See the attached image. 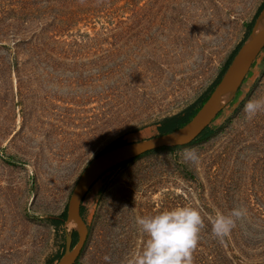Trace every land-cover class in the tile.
Masks as SVG:
<instances>
[{"label": "rangeland", "instance_id": "374dc122", "mask_svg": "<svg viewBox=\"0 0 264 264\" xmlns=\"http://www.w3.org/2000/svg\"><path fill=\"white\" fill-rule=\"evenodd\" d=\"M263 3L103 0L40 41L34 24L53 18L56 2L0 0L4 24L20 27L0 40V264H56L77 230L58 218L89 162L120 141L160 135L164 118L208 95ZM250 99L264 100V49L210 135L108 171L87 192L90 235L77 264H126L147 239L137 217L184 205L203 219L193 264H264V110L248 117ZM233 208L245 214L214 236L216 215Z\"/></svg>", "mask_w": 264, "mask_h": 264}, {"label": "water", "instance_id": "95a60500", "mask_svg": "<svg viewBox=\"0 0 264 264\" xmlns=\"http://www.w3.org/2000/svg\"><path fill=\"white\" fill-rule=\"evenodd\" d=\"M261 17L264 18V8L258 20ZM255 27L249 38L234 55L231 63L207 100L187 124L174 132L160 134L146 140L129 142L124 145L106 149L89 162L76 182L67 206L68 220H73L76 223L78 239L76 244L73 245L72 234L67 235L66 250L56 264H77L82 257L89 241L90 228L81 214V206L89 189L92 188L103 175L114 167L148 152L168 146L182 147L189 145L211 125L227 103H223V95L225 92L232 88L233 94L235 95L258 55L264 49V27L258 32L255 31Z\"/></svg>", "mask_w": 264, "mask_h": 264}, {"label": "clouds", "instance_id": "9594fccd", "mask_svg": "<svg viewBox=\"0 0 264 264\" xmlns=\"http://www.w3.org/2000/svg\"><path fill=\"white\" fill-rule=\"evenodd\" d=\"M264 110V100H248L243 111L248 117ZM185 160L198 162L195 148L182 150ZM243 208H233L228 215L218 214L212 221V233L218 238L226 236L236 219L245 214ZM136 223L146 234L140 251L126 264H193L192 253L197 246L203 219L198 209L187 205L165 209L151 216L137 217ZM108 261L110 257L104 256Z\"/></svg>", "mask_w": 264, "mask_h": 264}, {"label": "trees", "instance_id": "16d2710c", "mask_svg": "<svg viewBox=\"0 0 264 264\" xmlns=\"http://www.w3.org/2000/svg\"><path fill=\"white\" fill-rule=\"evenodd\" d=\"M54 1L57 4V8H55L57 11H56V14L54 15V17L52 19H50L49 21H46V20L45 21H41V22L39 21V22H36L34 24V21H35L34 17L31 20H23L22 21L23 23H25V25H28V23L31 24V22L34 25H37V24L41 25V31L42 32L39 34V36L35 37L36 39L39 38L40 41H43V36L44 35L46 37H48L49 39H52L53 37L59 35L60 33H64L66 30L72 29L74 26L78 25L80 22L85 20L89 14L100 11V6L103 3V0H54ZM263 7H264V3L260 6L255 18L250 23L249 30H248V33H247V36H246L245 40H243V42L234 50V52L232 53L230 58L227 60V62L225 64V67H224L222 73L220 74L219 79L216 82V84L214 85V87L217 85V83L221 79V77L224 74L225 70L227 69V67L231 63L234 55L237 53V51L243 45V43L249 38V36H250V34H251L252 30H253V27L255 25V22H256V20H257V18L259 16V14L261 13ZM21 9L23 11H26V10H30L31 8L29 6L28 7L27 6H23ZM58 12H59V15H58ZM5 14H6V11L3 9V11L0 12V40H2V38L6 37V35L8 34L7 33L8 29L11 28L12 30H10V31L17 32L19 30V28H20V27H14L12 25H5L4 22H3V18H2V17L5 16ZM33 33H35V32H33ZM15 34L16 33L12 32L11 33V37H9V38L14 39L16 41H18V40L25 41V42L29 41L28 37H22L20 39H17L15 37L16 36ZM254 64H255V62L253 63V65ZM212 90L210 91V93L212 92ZM210 93L208 95H206L205 97H203L198 104L189 107L187 110H185L183 112H180V113H178L176 115L164 118L163 121L161 122L160 127H159L160 134H166V133L174 132V131L178 130L179 128L183 127L185 124H187L195 116V114L198 112V110L201 108V106L207 100V98L209 97ZM219 115H220V113L217 115V117ZM211 133H212V129L209 126V127H207L205 129V131L194 142L198 141L199 139H201L203 137H206V136L210 135ZM194 142H192V143H194ZM126 143H127L126 141H120L117 144L113 145L112 147L124 145ZM186 146H188V145H186ZM182 147H184V146H182ZM178 148H181V147L168 146V147H164V148H161V149L175 150V149H178ZM161 149H158V150H161ZM155 151H157V150H155ZM155 151L148 152V153H146V154H144L142 156L148 155V154H150L152 152H155ZM142 156H140V157H142ZM140 157H137V158H140ZM137 158H135V159H137ZM135 159H132V160H130L128 162L122 163V164L114 167L111 170H114V169H116L118 167H122V166L128 164L129 162H131V161H133ZM89 190H91V188ZM84 211H85V207L82 204V206H81V214H82V216L84 215ZM83 218H84V216H83ZM67 220H68V216H67V208H66L63 211V213H61V215L59 216L58 223L59 224H63ZM72 236H73V245H74V244H76L77 239H78L77 232L74 231L72 233ZM63 253H64V251L61 253V255H63ZM60 256L58 258H60Z\"/></svg>", "mask_w": 264, "mask_h": 264}, {"label": "bare ground", "instance_id": "6f19581e", "mask_svg": "<svg viewBox=\"0 0 264 264\" xmlns=\"http://www.w3.org/2000/svg\"><path fill=\"white\" fill-rule=\"evenodd\" d=\"M263 27H264V18L263 17H261L259 20H258V22H257V25H256V27H255V31L256 32H258V31H260L261 29H263ZM232 90V88L231 89H228L226 92H225V94L223 95V103H226L227 102V97H233V90ZM231 100V99H230ZM229 100V101H230ZM71 223L72 224H76L73 220H71Z\"/></svg>", "mask_w": 264, "mask_h": 264}]
</instances>
